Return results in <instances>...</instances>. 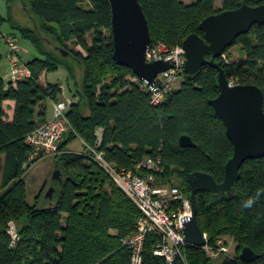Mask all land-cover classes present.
<instances>
[{"label":"trees","instance_id":"trees-1","mask_svg":"<svg viewBox=\"0 0 264 264\" xmlns=\"http://www.w3.org/2000/svg\"><path fill=\"white\" fill-rule=\"evenodd\" d=\"M27 1L41 28L53 37L55 50L60 52L61 44L74 40L85 54L65 55L83 69L79 89L73 83L76 99L68 103L66 110L72 129L67 132L68 138L60 142V153L53 156L61 174L50 185L54 188L52 197L45 196L43 184L33 204L27 201L24 175L40 158H29L32 150L25 138L46 120V101H59L62 94L61 84L43 83L40 76L59 66L66 68L68 80L73 79V73L66 60L40 46L41 38L46 44L51 39L40 37L37 27L20 30L21 37L39 54L25 62L30 76L16 83L5 82L0 76V264H129L130 251L122 242L135 231L141 212L90 161L85 145L84 150L76 152L66 144L79 137L94 145L97 130L101 129L99 149L117 167L133 169L143 159L159 158L162 170L158 178L171 184L170 178L176 176L187 197L186 173L206 172L221 182L233 146L222 120L208 103L219 92L216 70L205 65L191 79L184 72L178 88L174 86L159 104H151L143 82L112 58L107 0H87V6L84 0ZM217 1L218 7L214 0H139L152 42L161 40L171 48L181 45L190 33L202 35L198 24L208 15L234 9L241 2L250 6L264 4V0ZM9 3L7 0L6 16L0 12V27L7 22L14 30L17 26L8 22ZM11 33L18 35L15 30ZM233 45H238L242 53L238 60L229 64L218 58L226 76H233L238 84H254L264 94V23L254 24ZM7 99L15 102L10 121L4 120L3 102ZM181 135H187L193 146H181ZM249 198H254L255 203L244 208L243 202ZM196 204V219L208 244L213 246L223 237L235 243V255L225 257L221 264H264V157L242 164L231 194L198 192ZM10 223L18 234L13 246L7 233ZM154 243L155 238L148 236L142 264H167L152 254ZM244 246L259 254L254 262L240 259ZM184 253L187 264H212L201 247H186Z\"/></svg>","mask_w":264,"mask_h":264},{"label":"water","instance_id":"water-1","mask_svg":"<svg viewBox=\"0 0 264 264\" xmlns=\"http://www.w3.org/2000/svg\"><path fill=\"white\" fill-rule=\"evenodd\" d=\"M110 6L112 58L117 64L128 67L143 83L150 86L160 85L158 75L171 67L169 61L161 58L146 60V51L152 44L148 21L139 0H107ZM264 23V4L250 6L241 2L234 9L223 10L203 18L198 29L202 35L190 33L181 43L184 57V70L189 79L196 76L203 66L216 70L215 84L219 89L208 103L225 127V133L232 143V156L224 166L221 182L206 172L186 173L189 186L191 215L184 218L183 235L189 246L201 247L206 243L196 219L198 192H213L229 195L239 179L242 164L252 158L264 157V94L254 84L229 85L227 76L217 60L225 50L232 46L235 39L248 32L254 24ZM63 55L67 52L60 50ZM183 147L193 146L187 135L179 137ZM60 170H55L52 177L60 178ZM53 187L45 193L52 197ZM239 257L245 262H254L259 254L250 247L240 249ZM168 264H178L177 258Z\"/></svg>","mask_w":264,"mask_h":264},{"label":"built area","instance_id":"built-area-1","mask_svg":"<svg viewBox=\"0 0 264 264\" xmlns=\"http://www.w3.org/2000/svg\"><path fill=\"white\" fill-rule=\"evenodd\" d=\"M3 40L7 46L6 57L9 68L2 79L5 82L16 83L29 77V68L18 57L21 48L17 36L5 34ZM158 58L169 61L171 67L158 75L161 80L159 86L143 83L144 89L151 95L150 102L154 105L165 100L185 72L180 45L171 48L163 41L152 42L146 51V60ZM220 58L225 60V54H221ZM225 62L229 63L228 60ZM227 79L231 86L238 84L233 76ZM67 106L64 101H55L51 116L26 136L25 143L32 150L30 159L60 153V142L64 134L72 129L66 115ZM100 140L101 129H98L96 143L94 145L84 143L85 155L106 173L141 212L135 231L122 242L130 251L129 264H142L148 236L155 238L152 248L154 256L163 258L167 264L174 258H177L178 263L182 261L185 264L184 249L189 245L184 239L182 221L191 215L188 197L178 185L163 183L158 178V173L162 170L159 158L143 159L137 162L133 169L117 167L104 158L99 149ZM7 233L11 238V246L15 245L18 234L13 223L8 225ZM222 241L220 238L212 246L206 240L201 248L208 257L214 258L219 253L225 252Z\"/></svg>","mask_w":264,"mask_h":264},{"label":"rangeland","instance_id":"rangeland-1","mask_svg":"<svg viewBox=\"0 0 264 264\" xmlns=\"http://www.w3.org/2000/svg\"><path fill=\"white\" fill-rule=\"evenodd\" d=\"M6 1L7 0H0V12L2 13L3 16H6L7 14V9H6ZM9 18L8 22L12 24V26H17L14 28L15 31H17L18 35L13 34L17 36L20 48H22V51L18 52V57L19 59L22 60V62H27L28 59H32L33 57L38 56L39 54L35 51L34 47L32 44L21 37L20 30L21 29H27V28H32V30H37V27L39 28L38 33H40V37L47 36L48 38L51 39L50 44H46V42L41 38L40 41V46L44 47L47 51L53 52L56 54L58 58H62L63 60H66L68 62L71 71L73 73V79L68 80V72L64 66H59L56 70L49 71L45 73L42 76V81L45 83H59L63 87V94L64 96H60L59 101H64L66 104L70 103L73 98V90H74V85L76 88L79 89V85L81 84L82 80V73L83 69L82 66L79 65L72 57L70 56H65L61 55L59 51L55 50L53 46L55 45V41L53 37L50 35L49 32L46 30H43L41 28L40 22L38 18L35 16L34 12L30 8V5L27 0H9ZM220 4L219 1L214 0V5L215 7H218ZM83 5L87 6L88 1L84 0ZM13 29L8 27V23L5 22L2 24L0 27V72L2 74H6L8 68H9V61L6 60L5 54L7 51V46L3 40V37L5 34H12L11 32L14 31ZM161 41V40H158ZM62 49L68 53H74V52H81L82 54H85V50L79 46L78 44H75L74 40H69L65 42L64 44L60 45ZM24 49V50H23ZM21 50V49H20ZM225 54V60L219 59L226 63L225 61L228 60L229 64H231L232 61L238 60L241 56L242 53L240 52L239 46L238 45H233L230 46L227 54ZM218 60V59H217ZM184 80V76H181L177 83L175 84V88H178L181 84V82ZM55 102V101H54ZM9 119V118H8ZM4 120H7V118L4 116ZM68 138V134L65 133L63 136V139ZM66 147L70 150L74 151H82L84 150V145L81 143V141L78 138H72L70 139ZM58 154V153H57ZM54 155H48V156H39L37 157L39 161H37L35 164H33L25 173L24 175V181L27 186V201L29 204H33L35 201V196L37 195L39 189L42 187L43 184L44 190L43 193L48 189V187L53 184V180L55 178L52 177V174L55 170V162H54ZM1 158V157H0ZM34 159V158H32ZM2 170H3V164L0 162V193L2 191L1 189V178H2ZM173 185H179L181 181L176 177L172 176L169 181ZM39 205H45V203H40ZM205 234V233H204ZM206 236V234H205ZM207 240V239H206ZM223 240V247L225 248V252L219 253L216 257L211 258L210 262L212 264H221V261L228 256H233L235 255V243L233 242L232 238L230 237H223L221 238ZM208 243V242H207ZM210 258V257H209ZM184 262L187 264L186 261V255L184 253ZM182 262V261H181Z\"/></svg>","mask_w":264,"mask_h":264},{"label":"crops","instance_id":"crops-1","mask_svg":"<svg viewBox=\"0 0 264 264\" xmlns=\"http://www.w3.org/2000/svg\"><path fill=\"white\" fill-rule=\"evenodd\" d=\"M181 1H183L184 3H189V2H191V0H181ZM24 50V49H23ZM20 51H22V48H21V50ZM5 58H6V60H7V57H6V54H5ZM21 60V59H20ZM28 60H30V59H28ZM27 60V61H28ZM1 61V60H0ZM8 61V60H7ZM22 61V60H21ZM25 63V62H24ZM45 74V72L44 73H42L41 74V76H40V80H41V82H43L42 81V76ZM3 75L4 74H2L1 72H0V76L1 77H3ZM43 83H45V82H43ZM61 88H62V96H64V94H63V87L61 86ZM71 102V101H70ZM53 103H54V101H51V100H47L46 101V119L47 118H49L50 116H51V112H52V106H53ZM14 105H15V102H14V100H12V99H7V100H5L4 102H3V108H4V111H5V117L7 118V120H10V119H12V116H13V110H14ZM9 118V119H8ZM80 141H81V143L84 145V142L79 138V137H77ZM70 150V149H69ZM72 151V150H71ZM74 151V150H73ZM76 152H80V151H76Z\"/></svg>","mask_w":264,"mask_h":264},{"label":"clouds","instance_id":"clouds-1","mask_svg":"<svg viewBox=\"0 0 264 264\" xmlns=\"http://www.w3.org/2000/svg\"><path fill=\"white\" fill-rule=\"evenodd\" d=\"M260 193H257V195H259ZM255 203V199L254 198H249L246 201L243 202V207L244 208H251L253 206V204Z\"/></svg>","mask_w":264,"mask_h":264}]
</instances>
